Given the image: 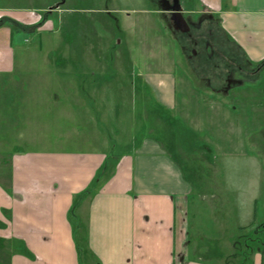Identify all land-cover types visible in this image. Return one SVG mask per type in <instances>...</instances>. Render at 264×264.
<instances>
[{
	"label": "crops",
	"instance_id": "crops-1",
	"mask_svg": "<svg viewBox=\"0 0 264 264\" xmlns=\"http://www.w3.org/2000/svg\"><path fill=\"white\" fill-rule=\"evenodd\" d=\"M4 1L0 0V16L7 17L0 24V73L10 74L16 65L14 33L18 29L41 36L45 32L58 33L51 16L56 12L59 18V14L70 8L65 7L68 0H54L51 4L43 0L39 7L23 6L12 10ZM198 1L201 8L211 9V12L203 11L220 19L231 42L239 46L243 62L257 65L264 61V0ZM57 4L60 6L48 14L43 25L36 30L30 29L42 20L41 14ZM192 8L188 10L193 12ZM201 8L197 13L203 12ZM53 42L51 39L50 43ZM59 50L57 47V53ZM71 52H76L75 48ZM163 56L157 57L159 62L173 64L167 49ZM147 60L152 63L150 58H145V65ZM56 66H63V75L73 72L76 77L68 76L74 81L66 87L72 89H59L55 95L43 91L44 100L56 103L47 113L39 105L32 112L23 110L22 104L30 97L12 91L19 86L23 87L22 93L25 86L42 87L47 84L45 80L23 83L9 79L10 91L6 79H0V264H84V256L87 264H264V219L261 218L264 210L259 211L264 209L260 207L264 190L260 179L264 151L249 149L248 125L245 124L249 116L260 118L259 123H264L262 103L256 101L254 104L249 93L237 94L241 116H234V119L228 107L216 97L209 99L213 104L219 103L211 116L203 115L202 118L195 112L182 111L184 118L192 116L191 131L182 127L185 134H197L199 138L200 129L211 124L220 140L216 142L217 149L222 147V135H229V142H226L229 153H225L229 154L227 163L226 158L221 163L215 162V148L207 141L193 139L202 153L207 152L206 160L214 168L209 170L205 161L188 152L191 148L178 146L175 139V114L166 110L177 107V77L171 67L139 71L136 77L140 76L142 82L137 79L122 83L123 89L126 85L133 89L132 97L136 95L138 84L145 86L146 83L162 108L159 110L171 117L155 114L142 140L133 138L130 144L117 151V145L102 135L101 117L105 114H100L101 109L94 106L102 102L96 93L105 90V95H109L107 85L96 82L102 78L107 65ZM82 67L85 69L82 74L88 75L83 77L85 81L93 83L86 84L88 89L78 81ZM185 80L188 82L186 103L200 102L199 97L195 99V94L188 92V84L193 85ZM213 81L216 87L222 82ZM242 87L245 91L247 86ZM17 90L21 93V89ZM106 98L112 100L110 95ZM39 99L37 94V101ZM77 106H81V111L75 110ZM104 108L106 112V106ZM58 113L62 121L57 119ZM78 119L96 127V134H93L101 150L78 152L61 147L56 150L44 148L40 143L36 148L23 147L30 141L36 143L37 133L29 131L30 125L43 126L42 133L50 138L48 142L51 134L54 135L52 139L61 141L66 135L75 134ZM52 129L56 133H46ZM262 133L264 137V131ZM249 163L256 168L257 177L256 182L251 183V191L235 182L239 169ZM226 165L234 173L229 179L219 174L221 166ZM192 196L208 200L213 215H223L220 218L223 224L227 223L228 213L235 214L237 224L233 232L217 228L212 243L198 241L191 252L186 214ZM237 230L246 234L237 235ZM210 259L213 261L208 263Z\"/></svg>",
	"mask_w": 264,
	"mask_h": 264
},
{
	"label": "rangeland",
	"instance_id": "rangeland-1",
	"mask_svg": "<svg viewBox=\"0 0 264 264\" xmlns=\"http://www.w3.org/2000/svg\"><path fill=\"white\" fill-rule=\"evenodd\" d=\"M44 1L50 2V4L54 2V0ZM4 2H6L10 9L18 10V8L23 6L39 7L43 0H5ZM162 2L163 0H68L65 7L70 8L69 11L59 14V18H57L58 13L56 12L51 16V20H54L55 25H57L56 29L58 33L55 32L52 35L50 32H45L41 36V34L39 35L35 32H27L21 29H18V31L14 33L16 39L13 47L15 49L16 65L10 74L0 73V79H6L8 83L7 88L11 87L10 91L12 86L9 79H15L23 83H27L31 80H45L47 84L42 87L32 82L35 86H25V91L23 93V87L21 86H19L20 88H13L12 91L13 94H26L30 97L24 105L22 104L23 110L32 112L35 111L36 106L39 105L40 109H44V112L47 113L56 103L44 100L45 93L43 91H50L51 94L55 95V93H59V89H72L66 86L69 85V82L72 85L74 80L70 78L76 77L73 72L72 75H63V66L57 67L56 65H107V68L103 70L102 78L98 80L94 78V80H96L97 84L103 82V84L107 85V92L110 98L112 96V100L109 99L108 101L106 97H109V95H105L106 92L104 90L100 92V94L96 93L99 98H102V102L98 101V103H94V106L101 109L100 114H105L104 117H101V126L103 127V129H101L103 130L102 135L105 136L111 144L117 145V151H120L123 146L125 147L130 144L133 138H136L137 141H139V139L142 140L143 135L148 132L147 128L151 125V120H155L153 117L155 114L161 115L163 118L167 116V118H169L170 116L167 112L165 113L163 110H159L162 108H160L155 95L146 83H144L145 86L142 85V83L138 84L135 89L136 95H133V97L131 95L133 89L131 90L129 85H126V88L123 89L122 83L128 84L137 79L138 82H142L140 81V76L136 77L139 71L144 72L146 69L156 70L165 68L166 66L171 67L177 77V107L175 109H165L167 111L171 110L170 112L175 114V116H173V121L177 123L174 129L177 132L175 139L177 138L178 146L191 148V151L189 150L188 152L200 158V160L205 161L206 164H208L207 167L209 170H212L214 169L213 166L206 160L208 155L207 152L204 151L202 153L199 150L198 144H193L194 138L196 140L207 141L215 148V162L221 163L226 158L225 162L227 163L229 154L225 155V153H229V149L226 147L229 146V144L226 143L229 142V135H222V147L217 149L216 142H220V140L211 124H207L200 129L201 131H199L200 133L198 134V136H200L199 138L197 134H191L189 132L185 134L182 127L187 131H191L190 125H192V116L184 118L182 116V111L186 110L189 114L195 112L198 117L202 116V118L203 115L211 116L212 113H214V108L218 107L219 103L213 104L209 99H211L210 97H216L219 98L222 104L228 107L232 118L234 116H238L239 118V116H241V102L236 99V95L239 93L251 94V99L255 100V102H253L254 104L258 101L257 104L262 103L264 106V68L261 69L258 79L250 80L249 78L251 76H255L245 75L247 79L242 81V83H244L242 86H247L245 91L242 90L244 88L242 86H232L226 90L222 89L219 91L213 90V85H211V83L214 79L211 77V65H208L209 69H206L205 72L198 70L199 67L202 66L200 64H203V60L199 53L201 52L198 49L199 45L196 46L195 42L192 41V39H196L197 41L198 37L197 27L200 24L199 19L202 13H197L196 10L202 7L200 2L198 0H180L184 10L183 14L189 19L191 24H194L193 26H197L194 28L195 36L193 37H180L178 33H176L177 28L168 13L163 11ZM189 7H193L192 9H194V11L190 12L188 10ZM201 10L203 11L204 8H201ZM53 11H55V9L50 12ZM205 28L206 27L200 26V34L206 33ZM51 39H53V43H50ZM52 45L55 46L54 52ZM71 45L72 47H70ZM73 45H77V47ZM57 47L60 48V53H57ZM69 47L71 48L70 51ZM73 48H75L76 52L72 53L71 51ZM166 49L171 53L173 64L166 65L164 60L159 62L157 59L160 55L163 56L165 54ZM188 50L191 56L187 54ZM194 51H197L198 55H196ZM145 58H150L152 63L147 60V65H145ZM84 59L90 64H86ZM213 59L216 60L215 58ZM226 69L228 68L226 67ZM84 70L83 67L79 70L78 74L80 78L78 81L84 83V88L88 89L86 84L89 85L92 82L90 81L89 83V81H85L83 77H87L88 75L82 74L85 73ZM92 70L90 72H92ZM225 72L227 71L222 70V73L225 74ZM202 74H207L208 76H203ZM233 74L237 73L233 72ZM68 76L71 77L68 78ZM185 78L192 83L195 89L194 90L193 87L188 84V92L194 93L195 99L199 97L200 102L191 103L192 101H188V103H186L188 99L185 87L188 82L186 80V83L184 82ZM37 88L39 89V93H37ZM17 89H21V93ZM77 90L80 89L77 88ZM37 94L40 97L39 101H37ZM132 94H134V92H132ZM134 96H137V98ZM147 97L151 104H148ZM105 106L106 112L104 111ZM81 109V106L75 108V110H78L77 112L81 111ZM193 116L195 115L193 114ZM57 119L60 121L63 120L61 116L59 118V113ZM246 119L247 122L245 124L248 125L247 137L249 140L247 142L249 149L255 152L258 150L264 151V137L262 133L264 131V123H259L260 118L256 119L252 116ZM79 122L83 124H79ZM42 127L43 126L37 125L36 123L29 126L30 132L37 133L36 143L32 141L25 143L23 145L24 148H36L38 143H40V146L44 148L56 150L59 147L75 149L78 152L102 149L101 144L94 135L96 134V127L90 125V123H86L84 119H78V125L74 128L75 134L66 135L61 138V141L57 140V138L52 139L54 135L51 134V140L48 142L50 138L47 139V136L42 133ZM159 128L160 127H157L158 130ZM158 130L156 133H158ZM18 131H20V129H18ZM49 132L56 133L54 129L46 133ZM90 132L94 134L91 136ZM154 136L158 137L157 134H154ZM189 140H191L190 142L192 145ZM219 174L223 178L228 177V179L234 176V173H232V170L230 171L227 165L221 166ZM260 179L264 189V168ZM256 180V168L249 163L239 169L238 178L235 182L243 188L246 187L248 191H251V183L256 182ZM261 197L260 207H263L264 190ZM207 202L208 200L205 201L196 196L190 197L188 202L186 215L190 231L189 248L191 252L194 250L198 241L209 244L212 243L214 238L213 235L216 233L217 228L223 227L225 230L228 229V232H233L234 225L237 224V217L233 213L227 214V223L223 224L220 219L223 215L217 214L215 217L212 213V208L208 206ZM219 210L220 209H217L218 212ZM261 210L264 209L260 208L259 211ZM261 218L264 219V214H262ZM236 234L243 235L246 233L237 230ZM205 248L210 250L212 247L210 246V249L209 247ZM83 254H85L84 250ZM84 258L85 256L82 257V262L87 264ZM212 261L213 260L210 259L208 263Z\"/></svg>",
	"mask_w": 264,
	"mask_h": 264
},
{
	"label": "flooded vegetation",
	"instance_id": "flooded-vegetation-1",
	"mask_svg": "<svg viewBox=\"0 0 264 264\" xmlns=\"http://www.w3.org/2000/svg\"><path fill=\"white\" fill-rule=\"evenodd\" d=\"M170 2H168V0H163V4L162 6H170L172 3H173V0H169ZM204 10H207L209 12H211V9L207 8V9H204ZM207 11H203L202 12V16L200 17V24L198 26H203V27H208V32H212L213 28H214V24L213 22H216L217 24L220 23V19L218 17H216L215 15L213 14H210V13H207ZM166 13H168V15L171 17V14L172 12L171 11H165ZM189 20V19H188ZM213 20V22L211 23V21ZM190 26H191V29L187 32H182L180 29H176V33H178V35L180 37H184V36H189V37H193L195 36L194 34V28H196L195 26H193L194 24H191L189 22ZM175 27V26H174ZM205 28V29H206ZM198 32V37H197V41L196 39H192L193 42H195L196 46L199 45L198 49L201 51V49H206V45L209 44L210 45V40H205L202 35H200V32ZM208 32L206 31V34H208ZM207 46L209 47L208 50L210 49V46ZM201 48V49H200ZM207 50V49H206ZM194 53L196 55H198V52L194 51ZM201 57H202V60H203V64H200L202 66L199 67L198 70H202L203 72H205L206 69H209L208 68V65H211V77H213V79L215 80H221L222 82L218 85V87L216 86H212V89L213 90H216V91H219V90H222V89H227V88H230L232 86H236L234 84H237L239 82L242 83V81L246 80V76L245 75H254L255 77L251 76L249 79L250 80H255V79H258L259 76H260V72H261V69L264 68V61L260 64H257V65H253L252 63L248 62V61H241V62H238V61H232V62H228L227 65L226 64H223V63H219L217 60V62H212L210 59L211 55L209 53H205V52H199ZM187 54L191 56V53L190 51L188 50L187 51ZM226 66L228 69H226ZM222 70H226L227 72L222 73ZM210 72V71H209ZM233 72H236L237 74H233ZM202 73V72H201ZM258 74V75H257ZM203 76L206 75L208 76L207 74H202ZM228 77V78H227ZM248 81V80H247ZM213 82L211 83V85H213ZM210 85V86H211Z\"/></svg>",
	"mask_w": 264,
	"mask_h": 264
},
{
	"label": "trees",
	"instance_id": "trees-1",
	"mask_svg": "<svg viewBox=\"0 0 264 264\" xmlns=\"http://www.w3.org/2000/svg\"><path fill=\"white\" fill-rule=\"evenodd\" d=\"M50 11H46L43 16H42V20L40 22H38L35 26L30 27V29H38V27H40L41 25H43V23L46 21L48 14H50ZM7 19V17L5 16L1 21L0 24L4 23V21ZM213 22V20L211 21V23ZM214 24V28L212 30V32H208V27L206 28V31L208 32V34L204 33V34H200L202 35V37L206 40H210V45L207 44L206 45V49H201L202 52H207L211 55L210 59L212 62H217V60H219V63H223L226 64L228 62H232V61H238L241 62L242 60V53L240 52V50L238 49L239 46L235 45L234 43L231 42L230 37L228 36V34L226 33V31H224L223 27L221 26L220 23H216L213 22ZM198 31L200 26L197 27ZM200 32V31H199ZM210 46V49L208 50ZM219 57V58H218ZM213 58H215L216 60H214ZM264 254V252H263Z\"/></svg>",
	"mask_w": 264,
	"mask_h": 264
},
{
	"label": "water",
	"instance_id": "water-1",
	"mask_svg": "<svg viewBox=\"0 0 264 264\" xmlns=\"http://www.w3.org/2000/svg\"><path fill=\"white\" fill-rule=\"evenodd\" d=\"M168 2H170L168 0ZM59 4L50 7V10L58 8ZM163 11H171V19L173 20L175 26L180 29L182 32H187L191 29L189 20L183 14L184 10L180 3V0H173V3L170 6H163Z\"/></svg>",
	"mask_w": 264,
	"mask_h": 264
},
{
	"label": "built area",
	"instance_id": "built-area-1",
	"mask_svg": "<svg viewBox=\"0 0 264 264\" xmlns=\"http://www.w3.org/2000/svg\"><path fill=\"white\" fill-rule=\"evenodd\" d=\"M49 11H51V10H49ZM42 16H43V14H41V18H40V20L42 19ZM5 16H0V21L4 18Z\"/></svg>",
	"mask_w": 264,
	"mask_h": 264
}]
</instances>
